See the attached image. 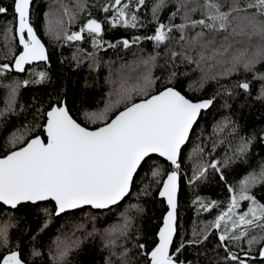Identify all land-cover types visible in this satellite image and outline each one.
Wrapping results in <instances>:
<instances>
[{"label":"snow or ice","instance_id":"1","mask_svg":"<svg viewBox=\"0 0 264 264\" xmlns=\"http://www.w3.org/2000/svg\"><path fill=\"white\" fill-rule=\"evenodd\" d=\"M40 3L0 0V264H264V0Z\"/></svg>","mask_w":264,"mask_h":264},{"label":"trees","instance_id":"2","mask_svg":"<svg viewBox=\"0 0 264 264\" xmlns=\"http://www.w3.org/2000/svg\"><path fill=\"white\" fill-rule=\"evenodd\" d=\"M4 3H8L9 0H3ZM47 0H41L40 6H43L44 3H46ZM46 10V9H45ZM93 14L94 15H102L101 13H99L97 10L93 9ZM117 35H123V33H117ZM45 39H47L45 37ZM85 47H87V45H85ZM72 53V49L71 48H65L63 50V55L64 56H71ZM58 54H59V50H58ZM129 58L130 54H129ZM56 71L58 75H62V76H67L68 80L71 82H74L75 84L82 86L83 84V77L85 75H87V69L86 66L82 67L79 70L73 71V67H70L68 64H65L63 66H59L57 65L56 67ZM198 74H193V79L196 78ZM93 89H89L87 90L88 96H89V102L94 104V100L95 97L93 96ZM255 123L257 126H264V115L261 114V112L257 111L253 114ZM208 131H211V124L208 125ZM202 195H207L213 198H220L223 199L225 196V193H223L221 190L219 189H215V188H206L204 190H202L201 192ZM191 196V193H189L187 190L184 191L183 193V198L185 200L189 199ZM153 212H155V216H153ZM149 217H151V222H149V220H145L144 222V227L148 230V231H154L155 230V225L156 224H160L162 223L161 220H159L158 218L161 215V210L159 209V206H157L156 209H150L149 211ZM186 218L188 220H191L192 218H194V213L192 212V210H186ZM82 264H102V256L98 250V248H93L91 252H85L84 254L81 255L80 257Z\"/></svg>","mask_w":264,"mask_h":264}]
</instances>
